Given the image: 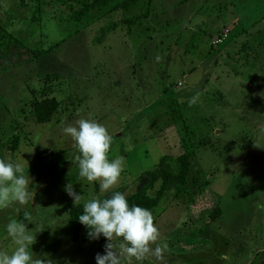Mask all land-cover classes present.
I'll list each match as a JSON object with an SVG mask.
<instances>
[{
    "label": "rangeland",
    "instance_id": "374dc122",
    "mask_svg": "<svg viewBox=\"0 0 264 264\" xmlns=\"http://www.w3.org/2000/svg\"><path fill=\"white\" fill-rule=\"evenodd\" d=\"M144 6L73 32L65 6L35 15L32 0H0L1 23L22 43L0 54V158L29 167L34 197L0 210V250L15 248L6 225L27 210L34 256L96 264L104 253L103 236L70 238L69 180L82 203L110 195L78 182L62 129L83 117L113 137L109 159L123 161L113 191L124 195L161 155L191 151L186 180L150 209L168 250L145 264H264V0H152L125 21ZM45 94L59 106L40 122L32 101Z\"/></svg>",
    "mask_w": 264,
    "mask_h": 264
},
{
    "label": "clouds",
    "instance_id": "9594fccd",
    "mask_svg": "<svg viewBox=\"0 0 264 264\" xmlns=\"http://www.w3.org/2000/svg\"><path fill=\"white\" fill-rule=\"evenodd\" d=\"M70 136L77 149L73 164L78 167V182L99 183L101 193H110L106 198L93 197L83 203V212L77 218L87 228L90 240L106 238L104 253H97L96 264H145L150 257L163 261L168 250L167 243L160 242V231L152 212L138 205H130L120 191H113L123 170L120 158L109 159L113 137L107 128L90 118L83 117L62 129ZM19 162L0 158V210L15 205L26 206L34 199L31 191L32 177ZM65 191L73 199L75 207L81 205L82 195L73 183L65 185ZM25 221L33 222L30 212H23V220L9 219L7 236L15 248L11 253L0 250V264H52L46 257L33 255L36 241ZM119 241V242H118Z\"/></svg>",
    "mask_w": 264,
    "mask_h": 264
},
{
    "label": "trees",
    "instance_id": "16d2710c",
    "mask_svg": "<svg viewBox=\"0 0 264 264\" xmlns=\"http://www.w3.org/2000/svg\"><path fill=\"white\" fill-rule=\"evenodd\" d=\"M33 14H38L43 11V5L50 6H65L69 12V20L71 23V30L73 32L87 26L92 21L99 18V16L106 11H114L119 9L128 10L136 3L145 4L144 9L136 15L130 16L125 21H134L136 18L146 16L152 0H32ZM108 28V26H106ZM106 29L104 30V32ZM22 43L17 39L0 20V54L9 52L12 46H21ZM59 106V100L51 94L41 95L33 98L32 107L34 117L37 121H47ZM17 140L15 139V142ZM191 151L183 146V149L174 157L171 158L166 154L160 156L155 167L146 169L142 174L146 178L143 186L135 191L128 193L126 198L130 205H138L147 209L154 207L162 198L167 189L172 185H179L183 183L188 175L190 168ZM158 182V185L150 194L147 189ZM83 212V203L78 207L74 204L68 208L69 222H70V238L74 241L88 240L87 228L82 225L78 216ZM221 213L219 206L214 207L209 216L216 218Z\"/></svg>",
    "mask_w": 264,
    "mask_h": 264
},
{
    "label": "built area",
    "instance_id": "2783aa9c",
    "mask_svg": "<svg viewBox=\"0 0 264 264\" xmlns=\"http://www.w3.org/2000/svg\"><path fill=\"white\" fill-rule=\"evenodd\" d=\"M226 31H227V29H224V33H223V35H225L226 34ZM221 34H222V32H221ZM220 37H217L216 39H214V42H218V41H220Z\"/></svg>",
    "mask_w": 264,
    "mask_h": 264
}]
</instances>
